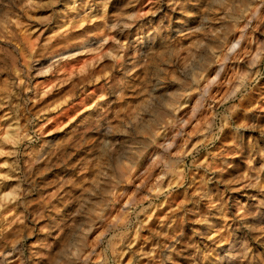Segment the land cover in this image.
<instances>
[{
  "label": "clouds",
  "instance_id": "obj_1",
  "mask_svg": "<svg viewBox=\"0 0 264 264\" xmlns=\"http://www.w3.org/2000/svg\"><path fill=\"white\" fill-rule=\"evenodd\" d=\"M98 2L103 15L53 38L102 27L42 62L21 47L40 31L27 21L50 23L32 13L60 0H0V264H264V109L237 115L264 87V0ZM86 85L74 146L88 175L36 198V179L64 166L48 114Z\"/></svg>",
  "mask_w": 264,
  "mask_h": 264
},
{
  "label": "rangeland",
  "instance_id": "obj_2",
  "mask_svg": "<svg viewBox=\"0 0 264 264\" xmlns=\"http://www.w3.org/2000/svg\"><path fill=\"white\" fill-rule=\"evenodd\" d=\"M75 2L78 4L75 11H73L70 7L73 0H60V3L52 8L32 13V15L50 16L51 22L38 24L35 21H27L32 25V28H30L29 31H32L35 28H39L40 31L36 32L26 43L21 45L25 51V55L38 57L43 62L50 54L57 51H63L65 47L79 48L81 45L77 41L81 36L85 33L96 31L98 28L102 27L103 22L96 21L90 25H85L77 31H71V29H69V34L67 36H57L53 38L54 33L58 31L61 26H67L68 24L77 21L84 15L85 12L90 11L94 16L103 15L102 5L98 2V0H75ZM113 2L116 3L118 0H113ZM143 2H146V0H143ZM109 15H111V9L109 11ZM176 15H179V13ZM40 33H43V35ZM37 37H39V39H37ZM20 39L23 40L24 37L22 36ZM33 42L35 47L34 52L32 51ZM78 59L80 61H84L88 58L79 57ZM75 65L76 61L71 62V66L65 69V72L62 73L59 79L63 80L65 75H70L73 72ZM6 75L7 74L0 76V82L3 81ZM75 84H77V81L72 79L69 82L64 83L62 87L58 86L52 88L50 95L45 97L42 103L40 105H36L35 108H40L49 102H58L61 98H66L70 91H75L73 87ZM93 87L94 86L86 85L87 92L78 94L73 100H68L58 112L48 114V118L51 119V123L47 125L44 131L51 132L52 134L51 136L45 137V139L53 141L57 145L56 151L51 157V161L53 165H56L58 162H63L64 166L52 167L50 171L44 172L36 179V185L40 190V192L36 194V198H38L40 193L47 195L49 193L56 192L59 187L56 181L61 177L79 182L84 178V176L88 175L87 172H84L83 174L81 173V168L83 166L81 156L84 149L77 151L74 144L77 138L76 132L82 131L83 128L81 122L84 119V115H81L80 113L95 96ZM257 104L260 105V109H264V87L261 86H257V89L254 90L253 93L240 105L237 115L239 117H243L246 114L247 109L254 108ZM260 109H257L256 112L249 115L254 117L257 112H260ZM260 114L264 115V113ZM73 117H75V119H73ZM69 121H72V123L69 124ZM64 124H68V127L63 128ZM216 150L222 151V155H227L231 151L227 142L220 145ZM75 191H78V189L68 186L60 191L59 196H64L65 193ZM59 196L52 200L51 205L63 206ZM64 198L65 200L67 199L66 196H64ZM51 205H45V207H51ZM39 206V204L33 205V207ZM52 214L55 215V212Z\"/></svg>",
  "mask_w": 264,
  "mask_h": 264
}]
</instances>
